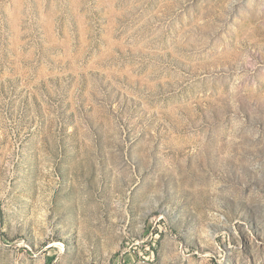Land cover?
<instances>
[{"label": "rangeland", "instance_id": "374dc122", "mask_svg": "<svg viewBox=\"0 0 264 264\" xmlns=\"http://www.w3.org/2000/svg\"><path fill=\"white\" fill-rule=\"evenodd\" d=\"M0 264H264V0H0Z\"/></svg>", "mask_w": 264, "mask_h": 264}]
</instances>
